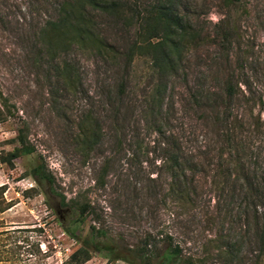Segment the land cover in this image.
<instances>
[{
	"label": "rangeland",
	"instance_id": "rangeland-1",
	"mask_svg": "<svg viewBox=\"0 0 264 264\" xmlns=\"http://www.w3.org/2000/svg\"><path fill=\"white\" fill-rule=\"evenodd\" d=\"M113 1V11L87 9L112 54L71 46L52 59L39 33L64 0H0V153L21 149L19 136L33 150L12 169L0 165V202L10 207L0 213V264H67L80 240L86 264H126V250L149 255L145 240L160 256L168 235L197 264H264V0H172L197 33L172 76L142 58L127 65L136 23L117 15L127 1ZM156 86L161 105L150 101ZM89 113L101 140L85 156L77 124ZM173 138L208 141L187 178L193 202L169 194L158 144ZM84 190L91 209L81 217L71 201Z\"/></svg>",
	"mask_w": 264,
	"mask_h": 264
},
{
	"label": "trees",
	"instance_id": "trees-1",
	"mask_svg": "<svg viewBox=\"0 0 264 264\" xmlns=\"http://www.w3.org/2000/svg\"><path fill=\"white\" fill-rule=\"evenodd\" d=\"M117 1L122 2V0ZM125 1L132 8H129L128 11L123 10L120 12L118 10L117 15L123 21L132 18L136 23L134 41L124 57L127 65H132L136 58H142L148 61L150 70L153 73L164 76L176 74L183 61L182 58L185 51L188 49L187 43L192 42L191 40H194L197 36L194 27L186 23L179 16V13L176 12L173 6L172 0H158L157 2L147 3L142 6L137 5L136 0ZM232 1L239 3L242 0ZM114 2L116 1L64 0V2L60 3L55 19L47 21L39 33L40 39L47 45L46 51L52 52L51 58L53 59V57L63 53L67 48H71V46L85 48L88 45H96L98 54H112L114 52L113 48L106 44L99 35L95 20L87 14V9L88 6L92 5L98 10L113 11L116 5ZM63 70L68 72L67 67ZM161 89L165 88L156 86L151 90V103L161 105ZM240 95L243 96V93ZM235 96L238 95L237 93H233V87H228L227 97L232 99ZM260 102L262 103V100ZM161 110L162 108L160 107L159 113ZM77 128L78 135L76 142L86 156L99 145L101 126L99 121L89 113L79 119ZM159 132L161 134L160 130ZM24 139L22 136L15 139L21 146V149H15L6 154L0 153V165H6L12 169L14 167V160L21 155L28 156L33 153L31 148L25 146ZM226 139L229 146L235 142L232 129L226 130ZM207 143L208 141L199 142L198 139L180 142L174 138L171 142L157 143L164 155L163 165L168 174L169 194L177 196L181 202L194 201L193 187L195 182L189 183L187 178L188 175L194 177L200 169V161L198 159L201 155L204 156L206 154ZM108 163V161H105L100 166L102 174L100 179L95 181L96 188L103 187ZM239 164L240 169L244 171L246 167L242 164L241 160H239ZM33 174L38 180L51 182L50 177L43 172L40 173V170L37 168L34 169ZM1 188L0 194L2 195L3 189ZM87 198L88 192L84 190L71 201L72 208L81 217L88 215L91 209ZM2 204L0 202V213L10 208L9 206L3 208ZM262 232L259 254L261 257H264V229ZM166 239L169 243L160 256L157 255V245L152 248L148 240H145L142 245L145 249L151 248L148 251L149 255H146L145 258L142 257L136 260L132 257L133 251L131 250H126L118 256L126 264H197L193 258L181 257L180 243L174 241L172 235H168ZM79 243V248L69 257L67 264H86L91 260L92 255L86 247V241L80 240ZM94 250H98V247H94ZM109 250L112 251V248L109 247Z\"/></svg>",
	"mask_w": 264,
	"mask_h": 264
}]
</instances>
